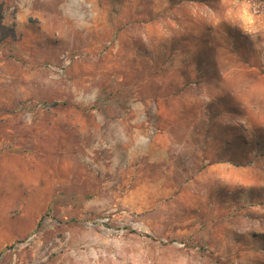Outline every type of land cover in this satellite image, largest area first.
<instances>
[{"label": "rangeland", "instance_id": "rangeland-1", "mask_svg": "<svg viewBox=\"0 0 264 264\" xmlns=\"http://www.w3.org/2000/svg\"><path fill=\"white\" fill-rule=\"evenodd\" d=\"M0 2V264H264V0Z\"/></svg>", "mask_w": 264, "mask_h": 264}, {"label": "crops", "instance_id": "crops-1", "mask_svg": "<svg viewBox=\"0 0 264 264\" xmlns=\"http://www.w3.org/2000/svg\"><path fill=\"white\" fill-rule=\"evenodd\" d=\"M14 0H4L5 2V15H4V22L7 24H12L19 29L22 27L31 28L33 25H37L40 23L42 26L47 25V17H42L40 13L39 4L36 3V0H17L18 7L13 10L12 3ZM65 1V0H64ZM12 12H15L14 14ZM33 16H38L35 20ZM35 20V21H32ZM38 26V25H37ZM99 29L102 28V25H98ZM116 28L118 26H115ZM40 34L38 32L32 31V36L36 38ZM32 55V61L26 62L27 66H33V69L30 70L29 68H25L23 66H17L16 68L13 67V63L7 59H0V107H9L14 104V101L17 99L11 93L12 90L17 87V91L22 92V99L26 97H33V100L38 101L41 97L42 91L45 88H50L51 85H55L56 81H52L47 77L42 75V71L40 68H36L35 65L38 64V57L39 54ZM37 57V61L35 60ZM43 87V90H42ZM7 121H11V118L6 117ZM69 124H72V118H69ZM36 123V122H35ZM6 127L11 126V123H5ZM193 126V125H192ZM12 127V126H11ZM184 128V125L182 126ZM195 130L196 127H193ZM45 124L39 123L36 127V133L40 131L43 132L42 134L45 136H53L56 137L55 134L57 130H54L51 126L48 128V131L45 130ZM71 132V129H68ZM194 135H197V132H194ZM161 147H165V140L162 139ZM208 171L211 170V167L206 168Z\"/></svg>", "mask_w": 264, "mask_h": 264}, {"label": "trees", "instance_id": "trees-1", "mask_svg": "<svg viewBox=\"0 0 264 264\" xmlns=\"http://www.w3.org/2000/svg\"><path fill=\"white\" fill-rule=\"evenodd\" d=\"M3 5L2 2H0V36L6 37V36H14L15 32L12 26L5 25L3 23Z\"/></svg>", "mask_w": 264, "mask_h": 264}]
</instances>
